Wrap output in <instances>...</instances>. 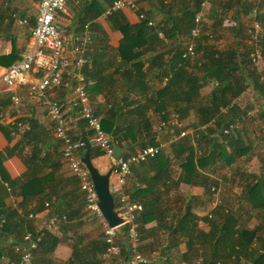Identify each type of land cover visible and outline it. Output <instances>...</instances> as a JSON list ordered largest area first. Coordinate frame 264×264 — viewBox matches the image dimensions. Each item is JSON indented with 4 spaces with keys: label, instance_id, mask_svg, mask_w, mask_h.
<instances>
[{
    "label": "trees",
    "instance_id": "trees-1",
    "mask_svg": "<svg viewBox=\"0 0 264 264\" xmlns=\"http://www.w3.org/2000/svg\"><path fill=\"white\" fill-rule=\"evenodd\" d=\"M200 1L186 0L181 10L180 22L187 30L194 24V13L200 9ZM258 2L260 0L256 3L254 0L210 1L205 17L212 20L211 33L214 39L220 37V34L215 33L216 26L220 23L218 8H234L232 9V18L235 21L231 29L232 45L218 49L215 43L205 41L203 33L199 35L200 37H190L193 43V58L181 57L185 46L181 49L176 47L169 59L153 67L156 77H166V82L158 88L145 81L146 71L142 70L139 64L140 53L134 51L147 42L144 36L151 28L145 24L146 20H139L135 25L117 24L123 35L117 48L119 58L122 62H129L128 69L119 74L123 79L129 77L130 81L126 83L124 96L109 99L107 107L96 109V113L100 114L102 130L117 145L124 148L125 153H128L146 144H157L155 135L150 132L153 119L164 120L173 113L180 119L188 115L193 116V121L189 125L190 133L171 141L166 145L167 149L160 148L154 157L132 164L130 173L141 172L143 175L137 178L128 191L123 185V191L128 194L129 199L142 206L135 217L139 239L142 238L140 232L144 225L154 220L156 227L168 232L171 238L169 241L173 246L180 244L185 250L186 256L181 257L180 260L186 264L198 256L201 257L202 264H264V212H256L264 208L263 158L257 174L242 171L239 166L231 169L233 172L231 177L236 176L243 183L240 194L248 202L251 212L260 217L259 224L255 228L245 227L246 218L243 220L239 215L237 216L228 202L219 201L221 203H217L218 205L212 208V213L209 212L210 217H207V213L197 216L192 210L193 205L200 202L197 201L196 196L187 193L182 197L179 206L169 208V199L166 195L170 188L177 186L180 188L202 186L209 194L206 202L211 201L214 197L210 187L217 189V182L205 174L207 167L215 165L216 161L228 165L239 155L246 156L249 153V145L245 144L248 138L241 137L242 130L237 123L242 121L245 113L243 108L232 106L225 112L220 108L242 94L247 87L250 92H261L262 96L264 94V82L260 81L258 73L249 67L248 52L251 47L243 43L245 33H242L238 21L241 12L246 14L250 9H255L253 20L264 22V13L259 11ZM94 13L98 14L99 10ZM188 33L187 36H190ZM240 35L242 39H239ZM258 46L264 53V35H259ZM6 57L10 62H14L19 60L21 55L18 57L13 52ZM98 81L96 86L104 87L105 84ZM206 85H210L209 90L202 94L200 90ZM75 122L76 134L68 136L72 140H77L79 137L77 130L83 128L90 142L89 158L102 155V151L94 144L92 131L86 128L84 120L78 118ZM229 124H238V127L232 128L228 134H223L222 129ZM201 125L205 127L200 129ZM0 127L8 129L6 125ZM31 131L30 129L23 132V138ZM83 152L82 147H79L78 155L81 156ZM6 153L8 154L7 148L0 152V160ZM38 153L39 151L33 150L28 157H22L25 170L14 178L7 175L0 163V186L5 183L14 195L21 197L20 213L15 209H3L0 206V243L10 247L6 252L5 246L0 245V258L6 256V264L22 263L19 257L21 258L20 249L24 231H30L32 235L41 233L34 249L39 255L51 252L58 240V237L50 231L55 227L54 224H47L46 229L41 232L32 227L27 218L28 212L40 211L44 200H49L54 193L53 189L47 188L52 174L43 171V165L49 157L46 153L44 156H39ZM246 158L248 159L247 156ZM171 160H173L172 168L169 167ZM62 180L64 184L70 185L77 182L73 175L62 177ZM76 188L77 185L74 189ZM27 205H30L29 208L26 207ZM61 213L63 212H56L58 215ZM64 214L67 219L72 215L70 212ZM197 219L207 223L206 230L196 224ZM62 224L61 229L66 226V222ZM121 230L124 231V227H121ZM73 239L74 244L66 264H97L105 246L103 240H92L87 246L85 243L82 244L79 237L74 235ZM119 247V263L127 264L128 254L124 238ZM11 252L14 253L15 258L11 256ZM153 263L152 258L146 257L142 264Z\"/></svg>",
    "mask_w": 264,
    "mask_h": 264
},
{
    "label": "crops",
    "instance_id": "crops-1",
    "mask_svg": "<svg viewBox=\"0 0 264 264\" xmlns=\"http://www.w3.org/2000/svg\"><path fill=\"white\" fill-rule=\"evenodd\" d=\"M111 1L66 0L65 11L57 12L54 15V20L62 27L67 38L86 37L89 39L87 44L76 52V54H80L85 59L84 63L79 69H72L73 72L79 71L82 74V85L85 94L98 118H100V114L96 113V109L107 107L109 104L107 100L109 99H118L124 96L126 83L128 84L130 81L129 77H124L125 79H123L119 74L128 69L129 62L120 61L117 51L119 42L123 39L122 32L117 28L118 23L135 25L139 20L144 19L151 22L150 25H147L145 21V24L151 28L144 36L147 38V42H144L142 46L134 49V51L136 50L140 53L139 64L142 66V70L146 71L145 81L156 88L163 85L160 80L163 76L156 77L153 73V67L169 59L176 47L181 49L186 43L191 42L190 36H187L190 29L187 30L180 22L182 17L181 10L186 4V0H134L135 8L133 10L121 8L103 17L102 12L109 6ZM210 1L213 0H206L203 8H201L202 36L205 37L207 43H215L218 49H223L232 45L231 29L235 22L232 18V9L234 8H218L220 23L219 26H216L217 31L215 33L220 34V37L218 39L213 38V41L209 42L204 33L213 32L212 20L205 17ZM254 2L256 3L257 0H254ZM257 6H259V11L264 13V0H260ZM36 10L37 4L35 0H0V125H6L8 128L6 130V128L0 127V152L5 148L8 149V154L3 155L0 163L7 175L10 178H14L25 170L22 157H28L33 150L39 151V156H44V153H46L49 157L43 165V171L52 174V179L48 182L47 188L53 189L54 193L49 200H44L48 205H43L40 211L35 212L37 213L36 217H28V214L31 213L28 212L27 218L30 225L41 232L46 229L45 226L48 224L47 218L49 216L64 215L65 219L59 220L55 227L50 229L51 233L58 237L54 249L44 255H39L33 249L34 251L30 252L28 260L23 264H66L71 254V247L74 244V235L79 237L82 244L85 243L87 246L92 240H102L100 224L86 210L83 192L79 190L77 182L70 185L64 184V179L62 180V177L71 176L72 174L61 155L62 143L55 137L53 132L54 125L46 112L45 101L48 99L57 100L65 113L66 134L69 136L76 134L77 126L75 121L80 117L76 108L71 107L68 103L72 87L75 84L74 75H62L61 84L58 87L50 88L43 95L33 97L26 92L25 86L15 84L6 86L1 80V75L5 68L13 62L7 60L6 56L14 52L16 56L20 57L22 51L30 43L31 27ZM98 10L99 13L95 14L94 12H98ZM254 11L255 9H250L246 14L242 12L239 14L238 21L241 24L242 33H245L246 25L253 20ZM139 13L143 14V18H138ZM259 23L260 35H264V22ZM226 31L230 33V40L224 42L221 34H226ZM239 39H242L241 35ZM227 43L229 44L226 45ZM64 52L68 58L72 59L74 57V53L70 51L69 46L65 48ZM24 76L27 84H35L42 76V71L30 69L24 73ZM99 79L101 80L98 81ZM97 81L104 83V87H97ZM129 94L131 95V93ZM261 94V92L245 90L240 94V102L236 105L239 109L243 108L244 112L249 109L252 112V116L247 117L250 120V137L245 140V144L248 143L249 145V153L246 154L248 159L245 155H239L228 165L221 161H216V164L207 167L205 172L210 179L213 178L217 182L216 196L219 201L230 203L232 210L237 216L239 215L243 220L246 218L244 226L249 229L258 226L260 217L258 214L251 212L248 202L240 194L243 183L236 176L234 178L231 177L233 173L231 169L239 166L242 171L253 174L259 173L261 159H264V94L263 96ZM12 96L18 97L16 104L12 102ZM158 120V118L153 119L154 122ZM192 121V115L182 119L183 127L188 133L191 132L189 125ZM237 123L240 125L241 121ZM30 129L32 130L30 134L28 136L25 135L23 138V132ZM241 130V137H243L242 132L244 130L242 125ZM77 132L79 135V130ZM163 133L157 135L158 140L167 137V132L164 135ZM77 140H79V137ZM100 158H103V165L106 166L107 170L109 162L103 154L94 157L91 162L99 172H105L106 170H100L102 165ZM56 163L58 165H55ZM172 166L173 160H171L169 167L172 168ZM136 173L134 172L133 174L132 172L126 177L123 184L126 191L129 190L130 186H133L137 178L143 175L141 172ZM53 179L54 181H52ZM4 185L6 186L5 183L0 186L1 208L15 209L17 213H20L21 207L19 204L21 197L14 195L8 189V186L5 187ZM76 185L78 189H74ZM187 193L196 196L197 201H200L192 207L197 216L211 212L212 208L216 206L211 204L212 200L206 202L209 194L202 186H183V188L177 186L170 188L166 193L169 199L168 207L175 208V206H179L182 197ZM126 195L128 196V194ZM29 206L27 205L26 207L29 208ZM58 211L63 213L58 215L56 214ZM65 212L72 213L70 219H67ZM256 212H264V208L256 210ZM65 222L66 226L61 229L62 223ZM156 225L154 220L144 225L140 232L142 238L138 245L140 253L147 258H152L153 264H186L180 260L181 257L186 256L182 246L180 244L173 246L170 243L171 241H169L171 238L168 232L156 227ZM199 227L206 230L208 225L204 221V224ZM26 232L30 231H24L23 234ZM38 235H41V233H38ZM122 239L123 231L120 227L119 234L115 239L119 246L122 243ZM0 245L3 244L0 243ZM3 247L6 252L10 249L6 245H3ZM11 256H14L13 252H11ZM6 258V256H1L0 264H6ZM118 259L119 256L113 257L108 264H120Z\"/></svg>",
    "mask_w": 264,
    "mask_h": 264
},
{
    "label": "built area",
    "instance_id": "built-area-1",
    "mask_svg": "<svg viewBox=\"0 0 264 264\" xmlns=\"http://www.w3.org/2000/svg\"><path fill=\"white\" fill-rule=\"evenodd\" d=\"M37 10L34 15V21L31 27V41L22 51L19 60L10 63L3 74L1 80L6 86L21 85L25 86L26 92L31 96H41L50 88L58 87L61 84L62 75H74L75 84L72 87L71 96L69 97V105L76 108L79 117L85 122L86 128L92 131V140L94 144L102 151V154L108 159L111 171L108 179V191L112 196L113 210L121 219V224L116 226H108L105 219L97 206V197L93 189L91 180L87 174L84 165L80 161V156L76 152L81 143L79 140H72L65 132V113L59 102L55 99L45 101L46 112L48 118L53 123V132L56 138L62 143L61 155L65 159L71 174L76 177L78 188L83 192L86 210L97 219L102 232V240L104 249L100 255L97 264H108L113 257L119 255L120 247L115 239L119 234L120 227H124L123 238L125 240V248L128 251L127 264H142L146 257L140 253L138 245L140 242L139 233L136 229L135 217L142 206L138 202L131 201L123 191V184L126 177L130 173L132 164L144 162L154 157L165 144L180 138L188 133L183 127L182 119L177 114H170L164 120H158L150 125V132L155 135L157 144H146L133 152H123L117 157L112 156L113 145L116 142L107 135L101 128L99 118L95 115L93 108L85 94L83 87V76L79 71L73 72V69H79L85 59L76 52L80 51L89 41L86 37L67 38L62 27L54 20L57 12H64L66 0H35ZM206 0L199 3L200 9L194 13V24L189 30L190 37H197L203 33L202 12ZM121 8L133 10L135 8L134 0H112L102 12V16H107L113 11ZM138 18H143V14L139 13ZM24 22V21H21ZM150 25V21H146ZM207 41H213L211 32L204 33ZM260 35V23L252 20L245 28V37L243 42L250 46L248 52L249 67L258 73L259 80L264 82V53L258 46V37ZM69 46L70 51L74 53L72 59L68 58L64 53L65 48ZM77 55V56H76ZM193 43L185 44V50L181 53V57L193 58ZM30 69L42 71V76L35 84H27L24 73ZM166 82V77L161 78V83ZM250 92L249 87L245 89ZM11 100L14 104L18 102V97L12 96ZM240 102V95L232 99L228 104L221 107L220 110L225 112L232 106H236ZM247 117L252 116L251 110H246ZM212 124V121L210 122ZM209 123V124H210ZM205 125L199 126L203 129ZM238 124H229L228 127L222 129L223 134H228L232 128H237ZM167 132L164 140H158L157 135ZM119 146V145H117ZM120 147V146H119ZM213 195L212 205L219 203L216 191L213 186L210 187ZM44 206L48 203L44 202ZM37 213L31 212L28 217H36ZM211 213H207L210 217ZM65 216H49L48 224H56L59 220H64ZM196 224L202 226L204 220L197 219ZM40 235H32L26 232L22 236V245L20 249V261L23 264L30 256V252L36 248ZM189 264H202L201 257L198 256Z\"/></svg>",
    "mask_w": 264,
    "mask_h": 264
},
{
    "label": "water",
    "instance_id": "water-1",
    "mask_svg": "<svg viewBox=\"0 0 264 264\" xmlns=\"http://www.w3.org/2000/svg\"><path fill=\"white\" fill-rule=\"evenodd\" d=\"M79 142L84 150L80 156V161L84 165L87 174L91 180L93 189L97 197V206L101 212L102 217L107 222L108 226H116L121 224V219L116 215L113 210L112 196L108 191V179L111 171V166L105 172H99L89 158V145L90 142L85 135L83 128H79ZM123 152V149L117 145H113L112 156L117 157ZM128 254V251L126 250Z\"/></svg>",
    "mask_w": 264,
    "mask_h": 264
},
{
    "label": "rangeland",
    "instance_id": "rangeland-1",
    "mask_svg": "<svg viewBox=\"0 0 264 264\" xmlns=\"http://www.w3.org/2000/svg\"><path fill=\"white\" fill-rule=\"evenodd\" d=\"M226 32H227V31H226ZM221 36H222V38L224 39V42L230 40V39H229V38H230V33H229V32H227L226 34H225V33H222ZM228 44H229V43H227L226 45H228ZM217 45H218V44H217ZM209 87H210V85H206V86L202 87L201 90H200V92H201L202 94H205V92L207 91V89H208ZM249 110H250V109H249ZM250 117H251V116H250ZM249 123H250V120H248L247 116L244 115L243 118H242L241 124H240V128H241V125L243 126V130H244V132H242V135H243L244 139L250 137V129H249L250 125H249ZM163 135H164V133H163ZM163 139L165 140L166 138L163 137L161 140H163ZM166 145H168V144H165V146H162V148L164 147V148L167 149L168 146H166ZM100 160H102V165H101V167H100V170H103V171H104V170H106V166L103 165V164H104L103 158H100Z\"/></svg>",
    "mask_w": 264,
    "mask_h": 264
}]
</instances>
